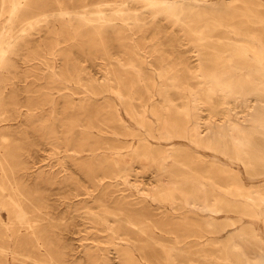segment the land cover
Here are the masks:
<instances>
[{"label": "rangeland", "instance_id": "374dc122", "mask_svg": "<svg viewBox=\"0 0 264 264\" xmlns=\"http://www.w3.org/2000/svg\"><path fill=\"white\" fill-rule=\"evenodd\" d=\"M23 1L28 2L30 12L24 20L15 19L12 33L21 35L20 41L29 42L18 53L8 51L13 64L2 68L7 75L1 84H5V115L16 118L1 122L0 218L9 221L11 216L15 221L12 227H20L25 233L11 238L0 222V264H44L43 259L52 263L56 259L60 262V258L61 264H125L113 247L102 214L117 227L119 217H133L136 223L129 224V229L147 254L165 255L168 246L176 244L183 248L179 258L193 264L208 260L219 261L218 264H264L251 258L257 252L256 246L264 243V202L256 205L260 217L227 207L232 202L239 205V201L232 200L238 196L231 193L223 194L219 211L190 204L176 209L151 195L156 178L147 165H140L137 172L128 175L130 182L119 175L112 149L127 138L136 145L140 135L119 134L121 140L116 139L113 128L122 130L117 113L139 133H147L144 125L131 118L130 102L101 88L107 74L119 72L122 84L134 96L135 106L142 109L141 103L145 102L146 112L156 125L158 116L153 108L162 102L158 89L166 73L146 66L145 74L130 72L126 70L130 68L117 62L118 56L124 61L133 57L139 62L151 57L158 65L183 61L175 66H182V70L186 67L190 87L199 85L205 92V78L195 73L199 67L207 77L209 70L230 63L233 73L222 78H237L251 70L261 85L264 75L258 72L263 69L262 62L226 59L227 52L235 47L221 41L223 26L214 31H197L205 21L204 15L194 13L186 17L190 23L182 24H176L174 17L167 14L151 16L150 12L160 5L154 0ZM10 3L11 0H0V33L10 30ZM232 5L238 11L248 6L252 13L264 17V0H235ZM60 9L70 13L60 14ZM204 11L207 15L209 9ZM129 15L134 16L131 24L123 20ZM108 16L114 17L117 24L95 25L99 17ZM232 35L237 36L234 32ZM147 51L152 54L144 57L142 54ZM146 84L154 88L151 97ZM185 94L190 93L181 87L172 91L175 102L183 101ZM247 95L255 98L256 104L245 111L225 103L220 108L224 111L226 107L228 114L210 115V104H201L197 111L203 142L182 136L162 141L187 142L192 165L210 168L221 180L237 173L247 183L262 181L264 153L254 163L252 179V171L228 138L230 120H235L250 132L256 149L264 144V89H253ZM51 98L53 104L47 102ZM37 105L43 109L36 107V115L27 114L29 106ZM18 108L23 112L18 114ZM169 116L178 123L185 121L175 106ZM250 116L260 119L253 122ZM195 117L193 111L186 119L189 128ZM11 193L28 211L23 220L16 216ZM30 224L37 226L40 237L31 233ZM150 234L159 242L153 241ZM233 242L245 245L250 260L243 258ZM145 264L156 263L145 260Z\"/></svg>", "mask_w": 264, "mask_h": 264}, {"label": "bare ground", "instance_id": "6f19581e", "mask_svg": "<svg viewBox=\"0 0 264 264\" xmlns=\"http://www.w3.org/2000/svg\"><path fill=\"white\" fill-rule=\"evenodd\" d=\"M234 1L235 0H154V3H160V5L150 13L151 16L161 14L173 16L176 24H182L184 22L190 23V21H186V17L188 18L194 13L195 16H206L205 21L197 28V31H214L223 26V34L219 36L222 39L221 41H225L235 47L233 51L227 52L225 56L226 59L258 60L262 62L263 68L258 72V75L262 76L264 75V17H262L261 14L252 13V8L248 6L242 7L238 11L232 5ZM27 5V1L11 0L10 30L7 33H0V131L2 121L9 118H16L12 116L7 117L5 115L6 111L2 97V88L5 84L2 86L1 84L7 75L2 68L7 63L13 64L12 55H7L8 51L18 53L20 49L29 42V39L20 41L19 38L21 35L12 33L15 19L19 18V21L24 20L29 14L30 9ZM204 8L209 9L207 15ZM79 12L80 11H74V13ZM59 13L64 14L70 12L60 9ZM79 15L82 14L79 13ZM83 18L89 20L86 16ZM133 19L134 16L132 15L123 18V20H126L129 24L133 22ZM104 24L115 25L117 21L111 16L104 18L99 17L95 25L101 27ZM65 25L73 26L70 22H65ZM232 32L236 33L237 36H233ZM198 37L201 39L205 38V36ZM151 54L152 52L147 51L142 55L144 57H149ZM121 58L122 57L118 56L116 58L117 62L125 66V68H130L126 69L128 71L130 70V72L139 75L145 74L147 71L143 66H146V68L152 70L164 71V73H166V78L162 86L158 89L162 102L159 107L153 108L158 116L156 125L150 118L149 113L146 112L145 102L141 103L143 106L142 109L135 106L133 102L134 96L128 91V88L122 84L119 72L114 71L112 75L111 73L107 74L105 82L101 84L103 91L111 90L122 101L126 100L130 102L133 109L131 112L129 111L131 118H133L137 124L145 126L147 135L157 138V141H152L149 136L139 133L137 129L135 130L128 121L124 120L122 116L117 113L122 130L113 128L112 132L117 135L115 137L116 139L121 140L118 137L119 134L140 135L136 145L132 140L130 141V138H127L123 139L120 144L115 145L114 149H112L114 162L117 165V172H119V175L130 182L131 180L128 175L132 174V172H137L138 167L144 164L151 169L152 176L156 178V182H154L153 189L150 192L151 195L154 198L158 197L160 201L165 200L172 208L178 209L190 204L193 207H202L204 209L219 211L221 210L220 204L223 201V194L226 195L231 193L238 196L232 200L239 201V205L232 202L229 203L227 207L234 206L240 208L243 213L260 217L261 214L256 210V205L264 202V179L259 182L247 183L237 173H231L228 175L227 179L221 180L220 176L214 174L210 168L192 165L190 157L191 150L187 142L164 143L162 141L163 139H171L174 136H182L190 137V140L196 139L203 142L204 132L203 129H200L201 121L199 120L197 111L201 108V104L204 102L210 104V115L220 112H227L228 114L226 107H224V111L220 108V105L225 103H231L235 107H240L242 111L254 107V104H256L254 103L255 98H250L247 93H250L253 89H264V83L258 85L256 82L259 77L254 75L251 70H246L244 75H239L237 78H222L223 75L233 73L234 66L230 63L221 68L209 70L207 77L206 72L199 67L195 70V73L205 78L204 81L207 82L205 92L202 86L190 87L186 76V67L182 70V66H175L181 65V63H184L183 61L176 62L175 64L172 62H164L158 65L151 57L150 59L148 58L146 62L135 61L133 57H130L131 59L129 61H124ZM52 70L55 72L54 68ZM107 73H109V70ZM180 87L186 90L188 89L190 94H185L183 101L175 102L172 91ZM146 88L149 92V97H151L154 92L153 86L146 84ZM47 102L53 104L54 99L51 98ZM172 106L177 107L185 118L183 123H178L169 116V111ZM36 107L43 109L41 105L29 106L27 108V114L36 115ZM262 109L261 115L264 114V107ZM51 111L53 113L55 112L54 109H51ZM193 111L196 117L193 126L189 128L186 124V119ZM17 112L20 114L23 112V109L18 108ZM258 117L260 116H250V120L255 122L260 119ZM230 125L231 128L228 133L230 144L233 149L241 155V159L252 171L254 163H257V159L264 153V144L261 145L259 150L256 149V143L251 140L250 132L242 126L241 122L230 120ZM125 147H129V149H124ZM136 162H138V164H135ZM262 164H264V162ZM250 176H253V171L250 173ZM0 185L3 186L2 183H0ZM17 190L18 188L16 187L15 192ZM9 198L14 204L16 216L20 220H23L28 213L25 205L14 193H11ZM101 218L106 228L111 232L110 237L113 247L123 257L125 264H145V260L156 264H193L191 261L179 258L183 248L176 244L168 246L165 255L158 256L156 254H147L144 247L138 244V238L135 239L132 235V231L129 229V224L136 223L133 217H119L117 219L119 227H117L106 214H102ZM0 222L7 229L8 236L11 238H13L14 235L20 236L25 233L20 227H12L15 221L11 216H9V221L0 218ZM29 226H31L33 230L31 233L40 237L36 233L37 226L33 224ZM118 228L122 229L120 230ZM141 229L144 230L143 228ZM150 238L155 242H159L152 234H150ZM37 239L39 240V238ZM40 245L39 243V248ZM162 245H164V242H162ZM232 246L240 249L245 260H250V255L247 253L245 245L233 242ZM255 249L257 252L252 255L251 258L257 263H264V243H260ZM48 256L52 257L50 253H48ZM142 258L145 260L143 261ZM58 260L60 262H57V259L52 263L46 259L42 261L44 264H61L62 259L60 258ZM128 261H132L133 263ZM218 263L219 261L214 260L204 262V264Z\"/></svg>", "mask_w": 264, "mask_h": 264}]
</instances>
